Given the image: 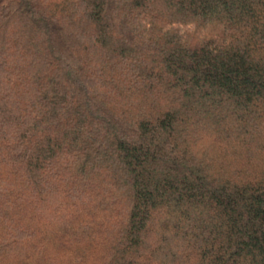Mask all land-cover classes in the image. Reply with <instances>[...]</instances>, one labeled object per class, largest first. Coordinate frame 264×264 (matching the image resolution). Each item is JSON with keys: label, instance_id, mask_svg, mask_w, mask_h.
<instances>
[{"label": "trees", "instance_id": "trees-1", "mask_svg": "<svg viewBox=\"0 0 264 264\" xmlns=\"http://www.w3.org/2000/svg\"><path fill=\"white\" fill-rule=\"evenodd\" d=\"M0 264H264V0L1 6Z\"/></svg>", "mask_w": 264, "mask_h": 264}, {"label": "rangeland", "instance_id": "rangeland-1", "mask_svg": "<svg viewBox=\"0 0 264 264\" xmlns=\"http://www.w3.org/2000/svg\"><path fill=\"white\" fill-rule=\"evenodd\" d=\"M12 0H0V7L8 4Z\"/></svg>", "mask_w": 264, "mask_h": 264}]
</instances>
